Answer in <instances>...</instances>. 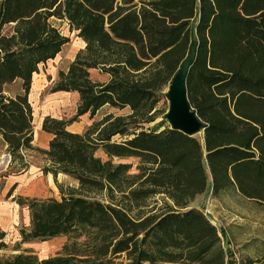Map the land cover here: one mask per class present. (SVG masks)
I'll use <instances>...</instances> for the list:
<instances>
[{"label": "trees", "instance_id": "1", "mask_svg": "<svg viewBox=\"0 0 264 264\" xmlns=\"http://www.w3.org/2000/svg\"><path fill=\"white\" fill-rule=\"evenodd\" d=\"M50 18L83 46L51 82L78 101L68 119L42 118L41 170L74 185L25 202L29 225L0 264H227L216 225L192 201L233 188L264 204V0H0V136L18 170L33 148L31 76L68 41ZM188 53L185 92L202 135L147 127ZM16 78L21 90L4 93ZM105 105L127 111L67 129ZM56 236L65 239L46 257L21 245Z\"/></svg>", "mask_w": 264, "mask_h": 264}, {"label": "rangeland", "instance_id": "2", "mask_svg": "<svg viewBox=\"0 0 264 264\" xmlns=\"http://www.w3.org/2000/svg\"><path fill=\"white\" fill-rule=\"evenodd\" d=\"M49 20L67 36L68 41L61 46L53 58L38 65V71L31 76L27 100L31 105L33 130L31 144L33 148L24 153L25 161H27L25 169L18 170L17 167H9L8 160L3 162L7 152L0 139V230H4L3 238L7 243L5 248L0 249V255L10 252L13 243L19 239L18 229L29 225L28 209L25 205L28 199L32 197L59 198L60 192L56 184L62 187L74 185V181L63 173H57L53 177L49 172H42L41 168L46 160H44L41 149L47 147L50 133L40 130V122L47 114L65 119L74 115L78 101L77 93L61 90L53 92L50 86L58 70L64 69L75 52L83 46V41L75 35L74 30L69 31L64 20L59 18ZM89 75L93 80L99 81L107 77L106 74H101L94 68L89 70ZM20 90L21 85L18 78L4 84L6 94L12 95ZM158 107L164 110L165 114L166 96L163 95ZM106 111L120 113L126 112L127 108L116 110L105 105L98 109L92 118H89L88 113L79 115L67 125V129L80 131L92 119L101 117ZM164 114H159L146 126L152 129L163 128L167 124ZM125 160L132 162L131 170H134L137 159L129 157ZM192 205L200 207L216 225L227 264H247L248 258H256L264 253V204L244 197L237 190L230 188L214 196L209 191L201 193L192 201ZM64 239L65 236H56L43 241L32 240L21 245L30 248L42 258L59 249Z\"/></svg>", "mask_w": 264, "mask_h": 264}, {"label": "water", "instance_id": "3", "mask_svg": "<svg viewBox=\"0 0 264 264\" xmlns=\"http://www.w3.org/2000/svg\"><path fill=\"white\" fill-rule=\"evenodd\" d=\"M191 59V54L188 53L171 76L170 83L163 93L167 98L164 118L170 128L190 135H202L204 123L190 108L185 92L184 77ZM8 158V154H5L3 162L7 161Z\"/></svg>", "mask_w": 264, "mask_h": 264}, {"label": "crops", "instance_id": "4", "mask_svg": "<svg viewBox=\"0 0 264 264\" xmlns=\"http://www.w3.org/2000/svg\"><path fill=\"white\" fill-rule=\"evenodd\" d=\"M81 40H82V39H81ZM0 139H1V136H0ZM1 140H2V139H1ZM2 142H3V140H2ZM3 146H5V143H4V142H3ZM5 148H6V146H5ZM5 148H4V149H5ZM5 151H6V149H5Z\"/></svg>", "mask_w": 264, "mask_h": 264}]
</instances>
